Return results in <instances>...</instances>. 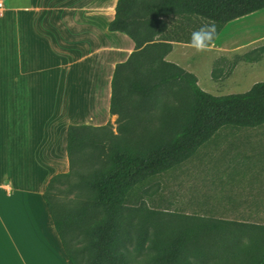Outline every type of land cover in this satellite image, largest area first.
I'll list each match as a JSON object with an SVG mask.
<instances>
[{
  "label": "trees",
  "instance_id": "1",
  "mask_svg": "<svg viewBox=\"0 0 264 264\" xmlns=\"http://www.w3.org/2000/svg\"><path fill=\"white\" fill-rule=\"evenodd\" d=\"M262 9L264 0H117L108 30L134 45L111 80L109 113L117 116L120 135L109 122L69 125V169L51 176L43 192L72 264H234L215 256L213 242L226 225L161 216L130 205V198L137 186L186 161L221 128L264 124V82L244 93L213 95L193 73L165 59L172 43H189L182 33L215 23L219 34L229 22ZM263 54L264 45L244 60L257 62ZM145 123L150 128L143 127L138 138L146 140L143 149L123 147L122 140ZM132 229L138 231L135 242ZM238 264H264V247Z\"/></svg>",
  "mask_w": 264,
  "mask_h": 264
},
{
  "label": "crops",
  "instance_id": "2",
  "mask_svg": "<svg viewBox=\"0 0 264 264\" xmlns=\"http://www.w3.org/2000/svg\"><path fill=\"white\" fill-rule=\"evenodd\" d=\"M2 2L0 264H72L43 192L69 169L67 127L112 121L113 71L134 45L108 30L117 0ZM177 47L191 48L174 42L165 59L191 72L186 60L169 59Z\"/></svg>",
  "mask_w": 264,
  "mask_h": 264
},
{
  "label": "rangeland",
  "instance_id": "3",
  "mask_svg": "<svg viewBox=\"0 0 264 264\" xmlns=\"http://www.w3.org/2000/svg\"><path fill=\"white\" fill-rule=\"evenodd\" d=\"M188 34L181 35L190 38ZM263 45L264 9L226 24L208 52L198 55L192 48L177 47L169 59L186 60L199 87L210 94L244 93L264 82V54L257 62L244 60L245 55L256 56ZM112 117V132L120 135L117 116ZM152 122L151 126L157 124ZM145 125H137L122 146L142 150L146 140L138 138L145 134L143 127L150 128ZM130 205L161 216H180L188 223L226 225L224 235L213 242L215 256L234 264L243 261L264 247V124L221 128L186 161L137 186ZM137 232L131 230L133 242ZM78 238L85 243L82 235Z\"/></svg>",
  "mask_w": 264,
  "mask_h": 264
},
{
  "label": "clouds",
  "instance_id": "4",
  "mask_svg": "<svg viewBox=\"0 0 264 264\" xmlns=\"http://www.w3.org/2000/svg\"><path fill=\"white\" fill-rule=\"evenodd\" d=\"M217 38L216 24H205L191 33L189 45L196 54L200 55L208 52Z\"/></svg>",
  "mask_w": 264,
  "mask_h": 264
},
{
  "label": "built area",
  "instance_id": "5",
  "mask_svg": "<svg viewBox=\"0 0 264 264\" xmlns=\"http://www.w3.org/2000/svg\"><path fill=\"white\" fill-rule=\"evenodd\" d=\"M3 7H4L3 2H2V0H0V13H1L2 10H3Z\"/></svg>",
  "mask_w": 264,
  "mask_h": 264
}]
</instances>
